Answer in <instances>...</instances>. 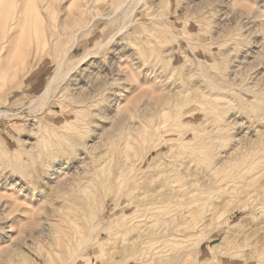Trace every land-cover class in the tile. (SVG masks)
Wrapping results in <instances>:
<instances>
[{"label": "rangeland", "instance_id": "374dc122", "mask_svg": "<svg viewBox=\"0 0 264 264\" xmlns=\"http://www.w3.org/2000/svg\"><path fill=\"white\" fill-rule=\"evenodd\" d=\"M13 1L0 0V21L13 14ZM49 1L51 5L47 0L18 1L24 28L1 39L0 110L6 113L0 116V264H264V0H141L123 24V9L110 16L121 0ZM81 5L85 12L77 17ZM61 17L66 27L72 23L70 31L90 20L68 53V65L88 57L58 83L46 104L32 109L31 100L69 44L66 32L53 46L41 43L44 34L50 37L62 29ZM120 24H127L121 32ZM67 83L71 85L64 89ZM175 88L184 90L180 95ZM144 101L151 103L148 112ZM111 116L116 120L110 121ZM214 124L221 131L210 126ZM233 135L243 136L237 137L242 148L235 152L242 161L234 155L237 160L208 171V163L197 155L199 140L210 137L209 145L224 154ZM87 142L98 143L88 149ZM188 159H196L194 169L198 166L197 173L190 170L196 173L190 177L195 176L196 192L159 209L168 212L166 217L174 215L179 230L190 227L189 235L176 237V243L170 232H162L170 225L160 222L144 242L131 243L136 233H130L127 221L150 208L149 200L140 205V198L163 181L155 177L160 170H185L187 162L193 168ZM55 160L66 167L65 194L62 184L54 188L41 179L44 165H57ZM211 162H218L213 154ZM244 165L248 173L239 171ZM200 172H210V181ZM73 173L85 175L78 179ZM30 189L33 193H22ZM64 199L71 203L62 208L64 214L76 218L69 227L46 215Z\"/></svg>", "mask_w": 264, "mask_h": 264}, {"label": "bare ground", "instance_id": "6f19581e", "mask_svg": "<svg viewBox=\"0 0 264 264\" xmlns=\"http://www.w3.org/2000/svg\"><path fill=\"white\" fill-rule=\"evenodd\" d=\"M18 1H26V0H15V1H13V5H14V12H13V14L9 17V18H4V20H2V21H0V49H1V47H2V45H3V43H4V41L3 42H1V39H4V40H6L5 38L7 37V35L11 32V31H14L15 29H18V27L19 28H21V27H23L24 28V22L22 21V19H24V18H22L21 17V15L23 14H21V10H18L17 9V5H18ZM140 2H141V0H121L120 2H118V3H116L113 7H112V9H111V14H110V16H113V15H115V14H117V13H119L120 12V10H124L123 11V14L121 15V17H120V20H121V24H123L122 22H124L128 17H131L132 15H133V12H134V10L137 8V6H138V4H140ZM47 3H49L50 5H51V3H50V1L49 0H47ZM25 4V3H24ZM48 5V4H47ZM45 7V5L44 4H42V9ZM33 8V7H32ZM40 7H37V9H38V11L40 10L39 9ZM83 8H84V5H81L80 6V10L79 11H77L76 12V16L77 17H79V16H81V15H83V13L85 12L84 10H83ZM1 11V10H0ZM1 13V12H0ZM11 14V13H10ZM21 14V15H20ZM2 17V16H1ZM98 17H100V18H102L103 17V15H98ZM91 19V18H90ZM92 20V19H91ZM120 20H119V22H120ZM60 21H61V24H62V29H59V30H57L54 34H51V36L50 37H48V35H45L44 34V36L41 38V43L43 42V45L45 46V45H48V46H53V43L55 44V41L54 40H57L58 38H59V36H61L62 34H64L65 32L66 33H69L68 34V42H69V44H68V47L66 48V50H65V53L61 56V57H56L55 58V66H54V68L51 70V72H50V74H49V76H48V79H47V81H46V83H45V85H44V87H43V89H42V91H41V93L40 94H38L37 96H35V98L33 99V100H31V102H30V104H29V107H31L32 109H36V108H41L44 104H46L47 103V101H49L50 100V98L52 97V94H53V92H55V89L57 88V85H58V83L61 81V80H63L70 72H73V70L82 62V61H84L87 57H88V54L87 55H84V56H82L80 59H78L77 61H75V63L74 64H71V65H68L69 64V58H68V53L69 52H71L72 50H73V48L76 46V44L78 43V35L80 34V32L83 30V29H85V28H87L88 26H89V24H90V20L87 22V23H85V24H83L84 22L82 21V22H80V23H78L77 25H76V28L73 30V31H70L69 30V27L71 26V22H68V24H69V27H66L65 26V23H64V21H65V17H61L60 18ZM119 22H117V23H119ZM126 22V21H125ZM120 24V25H121ZM122 26V25H121ZM127 26V24H124L122 27H120V28H118L119 30H117V31H119V32H121L125 27ZM38 29V28H37ZM1 32H5V34H4V36H2V33ZM118 32V33H119ZM115 33V32H114ZM117 33V34H118ZM7 34V35H6ZM116 36V35H115ZM114 37V36H113ZM113 37L111 36L110 38H112L113 39ZM109 38V40L111 41V39ZM108 42V41H107ZM105 45V44H104ZM103 44H101V45H98L96 48H95V50L97 51V50H99V49H101L102 48V46H104ZM83 63V62H82ZM81 63V64H82ZM198 65V64H197ZM198 66H200V65H198ZM200 70V69H199ZM198 71V70H197ZM159 73V72H158ZM162 80V79H161ZM165 81V80H164ZM211 81V80H210ZM71 84H69V83H67V84H64L63 85V88L64 89H67V88H69V86H70ZM180 85H182V84H179V85H177V86H180ZM202 85V84H201ZM183 86V85H182ZM193 86H195V85H193ZM198 86V85H197ZM175 87H176V85H175ZM186 87V86H185ZM188 87V86H187ZM186 87V88H187ZM190 87V89H193L191 86H189ZM199 87V86H198ZM179 88V87H178ZM185 88V90H188V89H186ZM194 88H197L196 86L194 87ZM203 88V87H202ZM205 88H206V86H205ZM76 89V88H75ZM176 89V88H175ZM181 90H182V88H180ZM180 89H176V91H178V90H180ZM199 89V88H198ZM197 89V90H198ZM179 91V93H180V95H181V92L184 90H182V91ZM195 90V89H194ZM200 90V89H199ZM202 90H204V88L202 89ZM189 91V90H188ZM205 91V90H204ZM187 92V91H186ZM173 93V92H172ZM184 94V93H183ZM207 94H208V92H207ZM206 94V95H207ZM174 95H175V93H174ZM166 96L167 97H169L167 94H166ZM173 96V95H172ZM172 96L170 95V99L172 98ZM183 96H185V95H183ZM106 98H108V97H106ZM175 96H174V98L173 99H171V100H175ZM71 100V99H70ZM73 100H74V98H73ZM161 100V99H160ZM168 100V99H167ZM170 100V101H171ZM185 100V99H184ZM75 101V100H74ZM169 101V102H170ZM200 101V100H199ZM80 102V101H79ZM145 102V101H144ZM147 102V101H146ZM145 102V103H146ZM175 102V101H174ZM179 102V101H178ZM183 102H185V101H183ZM198 102V101H197ZM201 102V101H200ZM209 102V101H208ZM206 103V102H205ZM147 104H149V105H151V103H146V105H145V108H147V106H149V105H147ZM172 104V103H171ZM175 104H177V103H175ZM179 104V103H178ZM203 104H204V102H203ZM153 105V104H152ZM173 105V104H172ZM171 105V107H173ZM143 107H144V104L142 105ZM161 106V105H160ZM164 106V105H163ZM162 106V107H163ZM143 107H139V110H140V108H141V110H144V109H142ZM149 107H151V106H149ZM148 107V108H149ZM162 107H160V110H161V108ZM66 108H68V106L66 107ZM147 108V112H148V110L150 109H148ZM155 108V107H154ZM78 109H81V108H78ZM77 109V112L79 111ZM152 109V108H151ZM174 109V108H173ZM146 110V109H145ZM143 111V113L144 112H146V111ZM158 110V109H157ZM195 110V109H194ZM175 111V110H174ZM141 112V111H140ZM150 112H151V110H150ZM159 112H161V111H159ZM184 112V111H183ZM6 112H3L2 110H0V116L1 115H4ZM89 114H91V113H89ZM88 114V115H89ZM140 114V113H139ZM150 114V113H149ZM119 115V114H118ZM144 115H146V114H141V117H144ZM149 116V115H148ZM153 116H154V114H153ZM118 117V116H117ZM150 117V116H149ZM152 117V116H151ZM207 118V117H206ZM90 119V118H89ZM111 119H114L113 118V116H111L110 117V121H112ZM260 119V118H259ZM91 120V119H90ZM114 120H116V119H114ZM113 120V121H114ZM207 120H208V118H207ZM216 120V119H215ZM219 120V119H218ZM83 121H84V119H83ZM109 121V123H111ZM75 122V121H74ZM131 122V121H130ZM156 122V121H155ZM205 122H207V121H205ZM205 122H203V123H205ZM211 122V121H210ZM210 122H208V123H210ZM218 122V121H217ZM258 122V121H257ZM89 123L91 124V122L89 121ZM255 123V122H254ZM75 124H77V123H75ZM92 124H94L93 122H92ZM153 124V123H152ZM210 124H213V123H210ZM218 124V123H217ZM106 125V124H105ZM129 125H131V124H129ZM128 124L126 125V126H129ZM135 125H137L138 126V124H135ZM156 125V124H155ZM261 125V124H260ZM77 126V125H76ZM134 126V125H133ZM210 126H212L213 128H217V127H215V124H214V126L213 125H210ZM217 126V125H216ZM218 126H219V124H218ZM81 127V126H80ZM113 127V126H112ZM174 127V126H173ZM82 128V127H81ZM103 128V127H102ZM109 128V127H108ZM152 128V127H151ZM162 128V127H161ZM106 129H107V127H106ZM106 129H105V131H106ZM127 129V128H126ZM131 130H132V128H130ZM142 129V128H141ZM146 129V128H145ZM206 130L208 129V128H205ZM204 129V130H205ZM210 129V131L212 130V128L210 127L209 128ZM218 129V128H217ZM102 129H100V131H101ZM104 130V129H103ZM114 130H115V128H114ZM113 130V134H116L117 133V131H116V133H115V131ZM118 131H119V129H117ZM128 130H129V127H128ZM219 130V129H218ZM218 130H217V132H218ZM264 130V129H263ZM137 131H138V129H137ZM136 131V132H137ZM146 131V130H145ZM213 131H214V129H213ZM212 131V132H213ZM219 131H221V130H219ZM109 132V131H108ZM108 132H107V135H109L108 134ZM200 132V131H199ZM202 132H204L203 131V129H202ZM202 132H200V134L202 133ZM215 132V131H214ZM80 133V132H79ZM110 133V132H109ZM223 133V132H222ZM101 133H99V135H100ZM124 134V133H123ZM203 134V133H202ZM220 134V133H219ZM226 134V133H225ZM241 134V133H240ZM81 135V134H80ZM98 135V134H97ZM196 135H198V134H196ZM227 135V134H226ZM230 135V134H229ZM236 135V134H235ZM83 136V135H82ZM123 136H125V134L123 135ZM123 136H122V138H123ZM127 136V135H126ZM130 136V135H129ZM136 136V135H135ZM234 136V135H233ZM232 136V137H233ZM241 137H243L242 135H240ZM240 136H237V137H240ZM257 136V135H256ZM116 137H117V135H116ZM182 137V136H181ZM236 136H234L233 137V141H234V143H233V145H231L232 147H231V149L228 151V152H225L224 154H221L222 152H220L219 150H222L221 148H219V150H217V148H218V146L216 147H213V146H210L209 144H210V137H204V138H202V139H200L199 140V144H200V146H199V148H201L198 152H197V155H198V158H200L201 160H203L205 163H208L207 165H208V171H210V172H216V171H218V170H220V168L223 166V165H227V164H225V163H227V162H229V161H231L232 160V162L234 161V160H237V159H239L238 161H240V158H242V156L241 155H239L238 153V155L239 156H236L235 155V152H236V150H237V148L240 146L239 145V140H240V138H239V140H238V138H237ZM255 137V136H254ZM97 138H99L98 139V141L99 140H101L100 138L101 137H97ZM113 138H114V136H113ZM230 138V137H229ZM124 139V138H123ZM122 139V140H123ZM133 139V138H132ZM213 139V138H212ZM215 139V138H214ZM217 139H218V137H217ZM222 139V138H221ZM243 139V138H242ZM125 140H127V138L125 139ZM124 140V141H125ZM219 140V139H218ZM226 140V139H225ZM230 140V139H229ZM104 141V140H103ZM135 141V140H134ZM140 141V140H139ZM228 141V140H227ZM241 141V140H240ZM95 142H96V140H95ZM106 142V141H105ZM104 142V144H106ZM112 142V141H111ZM128 142H129V140H128ZM136 142V141H135ZM242 142V141H241ZM240 142V143H241ZM98 143V142H97ZM97 143H94V142H91V143H86L85 144V148H88V149H90V148H93L94 146H95V144H97ZM100 143V142H99ZM102 143V142H101ZM120 143V142H119ZM124 143V142H123ZM137 143V142H136ZM180 143V142H179ZM103 144V145H104ZM108 144V143H107ZM126 144V143H125ZM132 144V143H131ZM137 144H139V143H137ZM68 145V144H67ZM169 145V144H168ZM222 145V144H221ZM173 147V146H172ZM221 147V146H220ZM241 147V146H240ZM239 147V148H240ZM95 148V147H94ZM103 148V151H105V149H104V147H102ZM106 148V147H105ZM242 148V147H241ZM240 148V149H241ZM76 149V148H75ZM65 151V150H64ZM91 152L90 153H92V150H90ZM107 151V150H106ZM132 151V150H131ZM134 151H136L135 149L132 151L133 153H134ZM177 151V150H176ZM219 151V152H218ZM239 151V149L237 150V152ZM54 152V151H53ZM87 152V151H86ZM95 152H97L96 151V149H95ZM240 152V151H239ZM246 152H248V153H251L250 151H247V149H246ZM103 153V152H102ZM178 153V152H177ZM243 153V152H242ZM44 154V153H43ZM49 154V153H48ZM47 154V156H49ZM53 154V153H52ZM54 154H56L55 152H54ZM79 154V153H78ZM95 154V153H94ZM98 154H100V153H98ZM104 154H108V151L105 153L104 152ZM212 154L213 155H215V158H217L218 159V162H215L214 164L211 162V157H212ZM244 154H245V152H244ZM247 154V153H246ZM45 155V154H44ZM86 155V154H85ZM88 155V154H87ZM93 155V154H92ZM134 154H132V156H133ZM178 155H180V152H179V154ZM183 155V154H182ZM234 155H235V157L237 158H235L234 157ZM38 156V155H37ZM40 156H41V154H40ZM77 156V155H76ZM99 156L100 155H98L97 156V160L98 159H100L99 158ZM109 156V155H108ZM235 158H233V157ZM246 156V155H245ZM249 156V155H248ZM260 156H262V155H260ZM52 157H53V155H52ZM79 158H80V156H78ZM100 157H102V156H100ZM104 157V156H103ZM188 157V156H187ZM187 157L185 158V156H184V158L185 159H187ZM263 157V156H262ZM55 159L57 158V157H54ZM59 158V157H58ZM65 158V157H64ZM83 158V157H82ZM108 158V157H107ZM110 158H111V156H110ZM183 158V157H182ZM181 158V159H182ZM45 159V158H44ZM53 159V158H52ZM126 159V158H125ZM127 159H129V158H127ZM243 159V158H242ZM242 159H241V161H242ZM65 160H66V158H65ZM64 160V161H65ZM73 160V159H72ZM83 160V159H82ZM107 160V159H106ZM199 160V159H198ZM89 161V160H88ZM127 161V160H126ZM188 161H190L189 159H188ZM194 161H196V159H194ZM194 161H193V163H194ZM240 161V162H241ZM250 161V160H249ZM253 161V160H252ZM55 162H57L58 164L57 165H55L54 164V162H51V161H48L47 163H46V165H44L45 166V169H44V173H45V177L43 176L41 179H42V181H43V183L45 182V184L46 185H48V186H51V187H54V188H57V187H59L60 188V186H61V184H62V187H63V183H65V182H67V181H64V177H65V174H64V169H66V167L65 166H63V163H59V161L57 160H55ZM62 162V161H61ZM83 162H84V160H83ZM85 162H86V160H85ZM92 162V161H91ZM191 163H192V161H190ZM240 162H237V163H240ZM44 163V162H43ZM80 163V162H79ZM82 163V162H81ZM94 163V162H93ZM177 163H178V161H177ZM185 163V162H184ZM193 163H192V167H193ZM236 163V164H237ZM252 163V162H251ZM73 164V163H72ZM83 164V163H82ZM90 164V163H89ZM199 164H201V163H199ZM229 165L231 164V162L230 163H228ZM245 164H246V166H247V164L248 163H246V161H245ZM184 165V164H183ZM191 165V164H190ZM189 164H188V162H187V165H185V170H184V167H182V169L184 170V171H182V169L181 170H178V169H174L173 167L172 168H168V169H164V170H160V172H158V171H156V172H158L157 173V175L155 176L156 178H158V177H163V181L158 185V187H157V189L156 190H161V193L160 194H158V196H155V195H153V191H156V190H153L152 191V193H149V192H151V191H149L148 192V194H145L142 198H140V202H139V204L140 205H143L142 203L146 200V201H148L147 203H146V205H148L150 208L147 210V211H143L144 213L141 215V216H139L138 218H136V217H134L135 219H133V220H131L130 218V220H128L127 221V225H128V230L130 231V233H132L131 231H133L134 233H136V234H134V235H132V236H135V238L133 239L132 237V239H131V243H134L135 242V240L137 241V240H140V241H142V242H144L142 239H144L146 236L145 235H147L148 233L147 232H149V233H151L152 234V232L154 231L153 230V227H155L156 226V228H158L157 227V224L158 223H160V222H165L166 224H168V225H170V226H165V228H163V230H162V232H165L164 234H166V232H167V234H168V232H170V234H172V236L174 237V241L175 240H177L176 241V243L177 242H179L180 240L179 239H175L176 237L177 238H180V239H182V237H184V236H187V235H189V233H190V231H191V229H190V227L189 228H186L185 227V229H184V227H183V230H179L178 229V226L180 225V223L178 222V220L175 222V219H174V215L172 214H170L169 216L170 217H166L165 215H167L168 214V212H161V209H159L160 208V206H161V204H169V203H175L178 199H180V198H182L183 196L185 197H187V196H191L194 192H196V180L195 181H193L192 179H193V177H195V176H193L191 179H190V177H191V174H192V172L194 173V171L197 173V169H196V167H198V166H196V162H195V169H194V167L193 168H191V166H190ZM234 165V164H233ZM251 165V164H250ZM249 164H248V166H250ZM85 166V165H84ZM86 166H88V165H86ZM85 166V167H86ZM93 166V165H92ZM245 165H244V167H241V168H239V171H247V173L249 172V169H248V167H246ZM71 167V166H70ZM80 167V166H79ZM79 167H77V168H79ZM83 167V166H82ZM103 167V166H102ZM155 167V166H154ZM226 167V166H225ZM229 167V166H228ZM256 167H258V166H255L254 168H256ZM96 168V167H95ZM121 168V167H120ZM179 168H181V167H179ZM191 168V169H190ZM234 168V167H233ZM235 168H236V166H235ZM259 168V167H258ZM261 168H262V166H261ZM72 169V168H71ZM70 169V170H71ZM86 169H88L89 170V168H86ZM102 169V168H101ZM100 169V170H101ZM104 169V168H103ZM103 169H102V171H103ZM109 169V168H108ZM122 169V168H121ZM124 169V168H123ZM162 169V168H161ZM194 170V171H190V170ZM69 170V171H70ZM73 170H74V168H73ZM78 170V169H77ZM91 170H92V168H91ZM90 170V171H91ZM120 170V169H119ZM198 170H199V168H198ZM224 170H225V168H224ZM232 170V169H231ZM254 170V169H253ZM256 170V169H255ZM67 171V170H66ZM76 171V170H75ZM83 172H85V170H82ZM101 171V172H102ZM107 171V170H106ZM199 171H201V170H199ZM203 171V170H202ZM251 171V170H250ZM257 171V170H256ZM260 171V170H259ZM77 172H79V171H77ZM81 172V171H80ZM209 172V173H210ZM253 172V171H252ZM71 173V172H70ZM69 173V174H70ZM196 173H194V174H196ZM201 173H203V172H200V175H199V177L201 176ZM209 173H206V174H203V176H201L203 179H205L204 178V176L206 177V175L208 176V174ZM218 173V172H217ZM246 173V172H245ZM257 173H258V171H257ZM256 173V174H257ZM62 174H63V176H62ZM68 174V175H69ZM78 174V173H77ZM77 174L75 175V173H73V175L75 176V177H79V176H81V174L82 173H79V176H77ZM219 174V173H218ZM220 174H221V172H220ZM236 174V173H235ZM251 174V173H250ZM253 174V173H252ZM250 175L251 176V179H252V177H253V175ZM82 175H85V173L84 174H82ZM96 175V173L93 171V173H92V176L94 177ZM105 175V174H104ZM242 175V174H241ZM240 175V176H241ZM247 175V174H246ZM71 176V175H70ZM117 176H118V174H117ZM222 176V175H221ZM243 176V175H242ZM254 176H256V175H254ZM152 177V176H151ZM209 177H210V175H209ZM234 177H235V175H234ZM233 177V178H234ZM249 177V176H248ZM246 178L245 180L246 181H248V179L250 180V178ZM70 178V177H69ZM85 178V177H84ZM83 178V179H84ZM127 178V177H126ZM208 177H206V179H207ZM232 178V179H233ZM241 178V177H240ZM71 179H73V178H71ZM75 179V178H74ZM79 179V178H78ZM97 179V178H96ZM203 179H200L201 180V183H203L204 181H203ZM210 179H211V177H210ZM210 179L208 180V181H210ZM255 179V178H254ZM85 180V179H84ZM87 180V182H88V180L89 179H86ZM207 180H205L206 182H207ZM70 182H71V180H69ZM79 182H80V180H78ZM139 181V180H138ZM151 181H153V180H151ZM150 180L148 181V182H151ZM199 181V180H198ZM212 181H213V179H212ZM232 181V180H231ZM33 182V181H32ZM74 182H76L77 183V180H74ZM73 182V184L75 185L76 183H74ZM90 182V181H89ZM241 182V181H240ZM27 183V182H26ZM205 183V182H204ZM208 183V182H207ZM206 183V184H207ZM210 183V182H209ZM225 183V182H224ZM37 184H39V183H37ZM73 184H72V186H73ZM82 184H85V183H82ZM91 184H92V182H91ZM239 184V183H238ZM243 184V183H242ZM245 184V183H244ZM260 184H262V183H260ZM65 185H66V183H65ZM69 185H71L70 183H69ZM80 186V183H77L76 184V186ZM86 185H87V183H86ZM199 185H201V184H199ZM208 185V184H207ZM264 185V184H263ZM263 185H261V186H263ZM24 186V185H23ZM78 186V187H79ZM166 186H168V188L166 187ZM204 186V188L206 187L205 186V184L203 185ZM203 186L201 187V186H199L200 187V189H202L203 188ZM260 186V185H259ZM44 187V186H43ZM69 187V186H68ZM68 187H66V188H62L61 190H62V193L64 192L63 191V189L65 190V189H67V192H68ZM71 187V186H70ZM81 187V186H80ZM84 187V186H83ZM93 187V186H92ZM210 187V186H209ZM209 187H206V188H209ZM212 187V186H211ZM215 187V186H214ZM39 188H40V186H39ZM216 188V187H215ZM234 188V187H233ZM258 188H260V187H257V189ZM262 188V187H261ZM78 189V188H77ZM77 189H75V190H77ZM194 189H195V191H194ZM199 189V190H200ZM240 189V188H239ZM255 189V188H254ZM254 189L252 188V190H253V192H254ZM20 190V189H19ZM23 190V189H22ZM83 189H81V191H82ZM84 190H85V187H84ZM89 190V189H88ZM231 190V189H230ZM256 190V189H255ZM32 191V192H31ZM55 191H56V189H55ZM257 191V190H256ZM259 191V190H258ZM38 192H39V190H38ZM57 192V191H56ZM59 192V191H58ZM66 192V193H67ZM86 192V191H85ZM232 192V191H231ZM22 193L23 194H29V193H33V189H30L29 191L28 190H26V193H24V191H22ZM48 193V192H47ZM50 193V192H49ZM48 193V194H49ZM250 193H252V191L250 192ZM260 193H262V192H260ZM51 195H53L52 193H50ZM64 194H65V192H64ZM248 194H249V192H248ZM257 194H259V193H257ZM85 195V194H84ZM88 195V194H87ZM143 195V194H142ZM247 195V194H246ZM256 195V194H255ZM38 196V195H37ZM48 196H50V195H48ZM163 196H165V198H162L161 199V197H163ZM262 196V195H261ZM28 197V196H27ZM45 197V196H44ZM64 197V196H63ZM66 197V196H65ZM70 197V196H69ZM246 197V196H245ZM252 197H253V195H252ZM260 197V196H259ZM49 198V197H48ZM131 198V197H130ZM129 198V199H130ZM154 198H156L157 200H153ZM193 198V197H192ZM197 198V197H196ZM208 198V197H207ZM251 198V197H250ZM139 199V198H138ZM187 198H185V200H186ZM190 199H191V197H190ZM194 199V198H193ZM192 199V200H193ZM21 200H25V199H21ZM46 200H47V197H46ZM120 200V199H119ZM131 200V199H130ZM192 200H189V201H192ZM253 201V200H252ZM186 202H187V200H186ZM68 203H70V200L69 199H64V200H62V202H60V203H57L56 205H55V207H53L52 206V209H49L47 212H49V213H47L46 215H47V218L48 217H52V216H56V218H59V220H61V221H65L66 223L65 224H67L66 225V227H69L70 226V220H74V219H76V218H74V219H69V217L67 216V215H65L64 214V212H63V210H62V208L65 206V205H67ZM255 202H253V204H254ZM259 203V202H258ZM71 204V203H70ZM263 204V203H262ZM28 205V204H27ZM130 206V205H129ZM173 206V205H172ZM139 207V206H138ZM140 208V207H139ZM171 208V207H170ZM169 208V209H170ZM192 208V207H191ZM168 209V210H169ZM137 210H139V209H137ZM135 212H136V210H135ZM140 212H142V211H140ZM83 214V213H82ZM133 216V215H132ZM124 220V219H123ZM76 221V220H75ZM180 221V220H179ZM182 221V220H181ZM180 221V222H181ZM76 224V223H75ZM78 224V223H77ZM183 224H186V225H188L187 224V222L186 223H183ZM146 225H148V228H146ZM186 225H184V226H186ZM189 226V225H188ZM46 227H47V225H46ZM50 229H52V228H50ZM69 229V228H68ZM180 229H181V227H180ZM52 231V230H51ZM50 231V232H51ZM128 231V232H129ZM177 231H181L180 232V234L177 232ZM66 232H68V231H66ZM104 232L105 233H107V235H109V230L108 229H105L104 230ZM127 232V230H126V233H128ZM172 232V233H171ZM256 232V231H255ZM258 232V231H257ZM256 232V233H257ZM52 233H55V232H52ZM129 233V234H130ZM177 233V234H176ZM247 233V232H246ZM246 233H245V235H246ZM56 234V233H55ZM67 234H69V233H67ZM133 234V233H132ZM174 234V235H173ZM179 234V235H178ZM251 234H253V233H251ZM150 235V234H149ZM69 238H70V234L69 235H67ZM170 237H172L171 235H169ZM168 235H167V237H169ZM240 236V235H239ZM247 236V235H246ZM248 236H249V234H248ZM253 236V235H252ZM261 236V235H260ZM121 237H122V235H121ZM242 237H243V235H242ZM71 238H73V237H71ZM147 239H148V235H147V237H146ZM260 238V237H259ZM65 239L66 240H69V239H67L66 237H65ZM147 239H146V241H147ZM167 239V238H166ZM173 239V238H172ZM179 240V241H178ZM229 240V239H228ZM245 240H246V238H245ZM66 242V241H65ZM68 242H70V241H68ZM263 242V241H262ZM173 243H175V242H170V245H172ZM175 243V244H176ZM63 244V243H62ZM66 244H67V246H68V243L66 242ZM100 245L101 246H103L102 244H101V242H100ZM61 246H64V244L63 245H61ZM197 247L196 248H198V247H200V243L198 244L197 243V245H196ZM66 247V246H65ZM195 247V246H194ZM222 247V246H221ZM226 247V246H225ZM228 248V247H227ZM211 249V248H210ZM168 250H165V252H167ZM159 252H161V251H159V250H155V253H159ZM164 252V251H163Z\"/></svg>", "mask_w": 264, "mask_h": 264}]
</instances>
